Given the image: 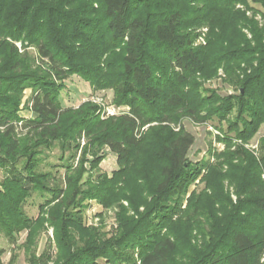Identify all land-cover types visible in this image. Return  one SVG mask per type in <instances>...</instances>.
Masks as SVG:
<instances>
[{"label":"trees","instance_id":"obj_1","mask_svg":"<svg viewBox=\"0 0 264 264\" xmlns=\"http://www.w3.org/2000/svg\"><path fill=\"white\" fill-rule=\"evenodd\" d=\"M99 2L103 27H98L96 18L91 19L98 16V0H0V38L5 40L0 45V171H7L0 180V240L3 234L10 245L17 246L18 236L27 232L19 248L24 250L28 264H170L177 245L171 236L160 237L158 229L154 228L147 240L137 239L133 233L130 238L127 234L106 239L98 229L85 226L87 203L107 191L105 180L100 182L103 187L97 186L98 179L82 182L86 173L83 164L89 155L96 168L99 152L108 148L117 157V173L123 176L133 151L150 144L162 178L152 186L156 200L175 201L178 194L183 198L180 180L183 173L190 172L186 164L195 145L194 135L185 130L172 134L166 127H156L145 142L137 135L155 122L150 112L157 106L176 109L187 105L181 86L201 69L195 37L185 32L188 16L206 14L219 6L231 9L246 4V0ZM257 2L264 7V0ZM197 4L204 8L196 9ZM136 10L141 13L134 15ZM103 30L109 35L110 46L119 48L114 88L118 93L123 91L119 104L130 108L128 115L107 122L99 119L100 109L94 105L64 109L59 90L71 73L99 75L93 64L98 63L99 32ZM254 34L257 50L233 49L231 54L244 59L260 54L259 66L245 80L233 77L246 96L238 98L237 103L231 100L224 110L225 115L242 113L236 125L244 139L258 130L264 111V35L257 27ZM8 38L22 42L23 52L6 41ZM30 47L35 54L29 53ZM86 78L91 81L94 77ZM25 89H32L27 101L31 118L18 116ZM258 91L262 98L251 100ZM83 137L88 145L82 149L84 156L77 167L68 161L61 165L65 169L63 177H57L52 169L43 170L45 150L59 147L61 160L70 154L74 161ZM246 155L237 147L228 156L244 160ZM186 183L185 188L190 182ZM33 194L42 201L36 218L25 209ZM249 194L250 199L243 203L264 214V181L257 179ZM46 223L55 233L54 257L48 249L40 256L35 251ZM260 231L264 239V222ZM230 238L228 253L194 255L196 259L192 257L187 264H264L263 244L249 232L234 230ZM136 240L141 249L139 262L125 249ZM3 254L0 250V259ZM16 258L13 255L10 264Z\"/></svg>","mask_w":264,"mask_h":264},{"label":"rangeland","instance_id":"obj_2","mask_svg":"<svg viewBox=\"0 0 264 264\" xmlns=\"http://www.w3.org/2000/svg\"><path fill=\"white\" fill-rule=\"evenodd\" d=\"M99 4L98 0L95 5L98 16L91 19L96 18L98 27H103ZM202 6L203 4H197L195 8L202 9ZM138 13L141 11H134V15ZM203 13L196 12L188 16L184 26L185 32L195 37L194 48L201 59V69L192 73L181 86L187 96V105L176 109L157 106L150 112L155 116V122L143 127L137 135L138 139L148 141L156 127H166L172 134L185 130L194 135L195 145L186 164L189 165L187 167L190 172L183 173L180 180L183 198L178 194L175 201L164 200L165 198L156 200L152 186L161 182L162 178L160 165L155 161L156 152L150 144L133 151L123 176L117 173V157L108 148H102L99 152L96 168H93L89 155L83 164L86 173L82 182L98 179L97 186H104L107 191L104 195L101 193L100 197L99 194L98 200L87 203L85 226L98 229L106 239L120 238L127 234L130 238L133 233L137 239L147 240L154 228L158 229L161 231L160 237L171 236L177 245L170 264H187L194 255L201 257L210 252L221 255L228 253L230 235L238 229L249 232L259 244H263L264 249L260 231L264 214L243 203L250 199L248 191L253 183L257 179L258 182L264 181V111L261 113L263 121L259 123L258 130L246 139L241 138L240 129L236 125L242 113L224 114L225 107L231 100L237 103L238 98L246 96L245 90L232 81L233 77L245 80L259 66L262 57L260 54L254 55L255 58L249 56L244 59L235 57L231 52L233 49L247 52L258 49L254 32L257 27L264 35V7L257 0H246V4H236L231 9L219 6ZM99 33L98 63L93 64L99 75H85L94 77L90 81L82 74H69L59 89L60 104L64 109L71 110H79L88 105L97 106L100 109L99 119L107 122L114 117L128 115L130 108L119 104L123 91L118 93L114 88L119 48L110 46L109 35L104 30ZM6 41L13 43L20 53L23 52L22 42H13L9 38ZM4 43L5 40L0 38V45ZM28 50L31 54L36 53L32 47ZM31 90L25 89L22 93L19 117L31 118L27 105ZM254 96L251 99L253 101L262 98L260 91ZM80 145L74 161L70 154H66L61 160L59 147L45 150L43 170L52 169L57 177H63L65 169L61 165L67 161L74 162L75 168L82 161V149L88 145L84 137ZM237 147L246 152L244 160L229 158V153ZM5 175L7 171H0V180ZM103 180L105 182L102 186L100 182ZM185 181L190 182L186 188ZM41 202V198L33 194L25 208L30 217H37ZM158 217L160 218L155 220ZM26 238L27 232H22L18 236L17 246H12L1 234L0 250L4 251L1 264H10L13 255L17 256L13 264H28L24 250L19 248ZM36 244L37 256L47 249L52 257L56 256L55 233L48 223L46 231ZM131 244L130 248L129 244L125 249L139 262L141 249L137 240Z\"/></svg>","mask_w":264,"mask_h":264}]
</instances>
